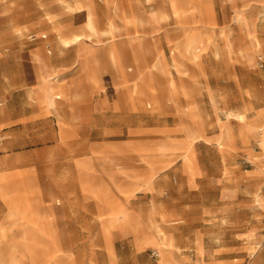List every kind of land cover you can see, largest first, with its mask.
<instances>
[{
  "label": "rangeland",
  "instance_id": "1",
  "mask_svg": "<svg viewBox=\"0 0 264 264\" xmlns=\"http://www.w3.org/2000/svg\"><path fill=\"white\" fill-rule=\"evenodd\" d=\"M172 1L0 0V72L22 69L30 89L37 68L54 79L50 63L77 59L85 46L94 52L90 64L110 73L115 54L105 49L114 43L134 95L132 106L90 114L89 146L104 145V191L89 210L68 199L71 245L53 223L58 206L40 208L35 179L0 170L8 209L0 205V264H69L64 256L72 264H264V248L251 254L264 240V0H179V12ZM160 2L170 16L154 33L144 13ZM187 16L214 27L201 30L200 54L192 28L176 26L185 27ZM55 24L78 32L60 33L64 43ZM234 112L246 114L243 126ZM164 141L174 145L157 148ZM79 152L71 146L66 156Z\"/></svg>",
  "mask_w": 264,
  "mask_h": 264
},
{
  "label": "crops",
  "instance_id": "2",
  "mask_svg": "<svg viewBox=\"0 0 264 264\" xmlns=\"http://www.w3.org/2000/svg\"><path fill=\"white\" fill-rule=\"evenodd\" d=\"M151 8L156 10L157 17L154 18L151 15L154 11L149 9L150 11L144 13V19L151 25L152 32L157 33L162 27L161 22L170 16L164 13V10L169 11V7L167 3L160 2ZM76 10L83 11V9ZM86 16L88 19L87 12ZM208 19L214 23L215 27L216 22L210 12ZM128 20L134 21L135 16L128 17ZM111 21L114 29V21ZM176 26L184 32L192 28L190 30L196 39L199 54L203 49L201 30L214 28L194 23L189 16L186 17L185 27L177 23ZM53 31L58 39L59 33L72 35L78 32L73 27L62 24H55ZM75 43L78 42L62 44L71 47ZM105 50L109 57L110 50H114L115 54V61L109 58L113 69L110 73L105 70L104 65L90 64L94 60V52L90 47L85 46L81 48L77 59L63 58L50 63L52 70L58 72L54 79L46 78L37 68L35 74L37 81L30 89L24 88L25 73L22 69L18 70L17 74L0 72V170L21 169L26 172L31 181L35 179L34 182L32 181L33 194L39 198L40 208L51 209L58 206L60 214L53 219V223L64 228V240L69 245H71L68 228L70 219L67 217L66 210L71 203L67 202L68 199H75L72 203L89 210L91 203H96L98 206L97 194L101 195L104 191V157L101 154V151H104V145L97 139L96 143L89 146L90 114L102 117L105 111H115L123 106L134 105L133 89L125 84L128 76L124 73L122 48L112 43ZM257 54L254 50L248 53L250 59L256 58ZM3 61L6 59H0V62ZM16 65L23 66V61L16 60ZM9 78H15L21 84L10 88L7 81ZM61 93L68 99L58 100L62 97ZM261 110L264 111V108ZM241 122L243 126L244 122L242 120ZM161 130L168 131L169 127L163 126ZM240 139L244 143L242 138ZM249 144L250 138L247 146ZM173 145L164 141L157 148ZM71 146H80L81 152L66 156ZM90 149L93 153H89ZM260 156L262 167H264L263 149ZM189 157L193 161L191 156ZM249 175L258 176L256 171ZM57 195L65 196L64 205H61L59 199L55 201ZM0 205L8 211L1 197ZM98 220L101 221V218ZM262 242L258 251L264 248V240ZM263 254L264 250L262 256ZM262 256H258V261ZM63 261L72 264V260L66 259L65 256Z\"/></svg>",
  "mask_w": 264,
  "mask_h": 264
},
{
  "label": "bare ground",
  "instance_id": "3",
  "mask_svg": "<svg viewBox=\"0 0 264 264\" xmlns=\"http://www.w3.org/2000/svg\"><path fill=\"white\" fill-rule=\"evenodd\" d=\"M172 7L174 8V10L176 11V12H179L180 11V7H179V0H173L172 1ZM203 8V7H202ZM205 8H203V10H204ZM206 10V9H205ZM204 10V11H205ZM152 11H154V12H152L151 14H152V16L153 17H157V12H156V10H152ZM59 35V37H60V39H62L63 41H64V43H68L69 41L67 40V39H65V38H63L61 35H60V33L58 34ZM76 39H78V38H76ZM189 46H190V48H192L193 46H192V44H191V40L189 41ZM242 50L243 49H241V52H242ZM235 113V112H234ZM236 114V116L239 118V119H243V120H245L246 119V114L245 113H242V112H236L235 113ZM261 143H262V145H263V147H264V139H262L261 140ZM263 152H264V149H263ZM252 163H253V160H252ZM256 198L260 201L261 200V196H259V193L257 194V196H256ZM161 234H163L162 235V237H161V239H162V241H163V244L164 245H166V246H168V236H167V234H166V232H161ZM261 243H263L262 241H256L255 242V245L252 247V249H251V254H252V256L258 251V249H259V247L261 246ZM252 244V243H251ZM263 248V247H262ZM158 252V251H157Z\"/></svg>",
  "mask_w": 264,
  "mask_h": 264
},
{
  "label": "built area",
  "instance_id": "4",
  "mask_svg": "<svg viewBox=\"0 0 264 264\" xmlns=\"http://www.w3.org/2000/svg\"><path fill=\"white\" fill-rule=\"evenodd\" d=\"M246 161L249 162L250 160L247 159Z\"/></svg>",
  "mask_w": 264,
  "mask_h": 264
}]
</instances>
